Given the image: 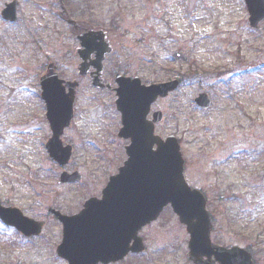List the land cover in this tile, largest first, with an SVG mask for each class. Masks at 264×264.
<instances>
[{"label": "rangeland", "instance_id": "374dc122", "mask_svg": "<svg viewBox=\"0 0 264 264\" xmlns=\"http://www.w3.org/2000/svg\"><path fill=\"white\" fill-rule=\"evenodd\" d=\"M5 1L0 0V23ZM93 12L113 47L104 61L103 77L110 89H97L89 77L79 75L74 38L51 30L54 38L34 45L21 24L4 26L1 32L0 200L38 218L33 185L38 180L40 187L43 181L59 182L63 168L48 163L38 147L35 121L41 120L30 119L37 106L28 103L36 100L27 94L39 86V74L49 63L57 64L61 78L80 81L73 133H81L89 150L74 162L87 175L88 185L126 159L115 137L120 125L114 104L116 74L139 77L145 84L181 78L179 89L154 105L165 115L158 133L179 139L188 183L205 193L216 218L219 233L214 239L220 244L252 243L264 261V35L249 27L243 0H95ZM36 34L37 39L52 35L45 29ZM175 52L189 60H175ZM201 92L212 98L209 110L194 103ZM236 95L244 105H237ZM20 133L26 135L23 145L16 141ZM21 145L30 151L24 157L17 153ZM84 198L78 193L65 195L63 201L80 204ZM57 230L50 224L42 238L23 241L0 223V264H60L52 244ZM171 245L176 252L162 257L182 261L187 244L178 234L167 247Z\"/></svg>", "mask_w": 264, "mask_h": 264}, {"label": "water", "instance_id": "95a60500", "mask_svg": "<svg viewBox=\"0 0 264 264\" xmlns=\"http://www.w3.org/2000/svg\"><path fill=\"white\" fill-rule=\"evenodd\" d=\"M250 11V22L253 27H258L259 22L264 19V0H246ZM14 12V5H10L5 10V14ZM90 38V37H88ZM92 38L84 40L83 45L86 50L81 51L83 58L90 55L93 51L97 52V59L94 65L98 73L102 70V61L105 55L111 52L107 42L95 44ZM176 59L187 57L182 53L174 54ZM90 64L84 62L81 72L86 73ZM42 84L44 87L43 96L50 106V116L57 119L56 135L60 134L61 128L66 126L72 118L73 88L76 84H71V94L65 96L62 90V81L58 80L56 74H51ZM120 78V77H119ZM99 77L94 79V84L101 86ZM120 88L117 89L118 108L123 113L124 128L121 136L132 138V145L127 148L129 158L125 166L120 169V173L113 177L108 185L106 192L110 193L101 201L92 199L86 204V211L78 216H61L65 226V239L72 237L71 229L83 242L80 244L78 253L81 256L99 255L96 248L99 236L97 223L100 224L98 214L102 207L107 206L111 210L114 219L126 220L138 224V228L148 220L154 219L160 210L171 204L174 212L179 216L182 223L187 225V230L191 234L190 247L191 258L198 264L200 257L208 252L210 245L211 223L209 213L206 210V201L202 194L192 189L186 181L184 175V159L182 157L180 145L174 136L163 140L154 135V123L147 122L146 116L149 113L150 105L161 96L165 97L169 92L175 90L178 81L162 84L145 86L141 84L139 78H122L118 80ZM53 98V99H52ZM200 107L208 108L210 100L205 94L197 98ZM155 122L162 120V114L155 115ZM54 128V129H55ZM54 142L56 139L53 140ZM157 144V150L154 145ZM54 153V152H53ZM52 153V154H53ZM55 158L62 163L67 162L68 152L54 154ZM66 181L67 179H62ZM153 214L147 221L140 220L139 215ZM94 213L86 218L90 211ZM99 212V213H98ZM130 215V216H129ZM136 215V216H135ZM0 216L9 224L17 226L26 235L39 234L42 231L43 223H35L21 216L19 211L12 209L0 211ZM89 222V225L84 224ZM140 222V223H138ZM94 224L93 227H90ZM90 229V230H89ZM85 238V241H84ZM94 244V245H93ZM139 250V249H138ZM124 252V253H123ZM123 247L121 257L125 254ZM97 258L94 259L96 262ZM71 264H85L81 261H72Z\"/></svg>", "mask_w": 264, "mask_h": 264}, {"label": "flooded vegetation", "instance_id": "af4514ba", "mask_svg": "<svg viewBox=\"0 0 264 264\" xmlns=\"http://www.w3.org/2000/svg\"><path fill=\"white\" fill-rule=\"evenodd\" d=\"M152 1L154 0H147V2L150 3ZM9 3L16 4V20L9 21L3 19L2 24H0V26L21 24L22 28L26 31V34L32 35V37L28 39V42L33 43L34 45H39V43L44 41L45 39L49 40L51 38H54L55 36L54 34H52L51 30H53L54 33H62L63 38L65 37V29L67 30V28L69 27V34L67 35L68 39L74 38L79 44L81 40L80 38L84 34H86L88 30L98 31L100 29H104L103 24L101 22V18L93 12L95 0H8L4 2L1 12L3 9L6 8L7 4ZM57 10L60 11V19L55 17V11ZM41 22H43V24H41ZM263 23L264 21L261 23V25L264 27ZM52 26L62 27V32L58 31ZM40 29H45L46 31L48 30V32H50L52 35L49 34V37L47 36L45 38L37 39L36 33L37 31H40ZM28 32L31 33L29 34ZM256 32L260 33L263 36L264 28ZM107 37L110 40L109 34H107ZM69 43L70 42H68V44ZM71 51H73L72 48L67 49L68 53H71ZM40 52H44V50L42 49L40 50ZM44 55L46 58H49L46 53H44ZM94 57L95 56L92 55L90 57V60H93ZM262 60L264 63V59ZM47 70L48 65L42 71L44 73L39 74V79L42 75L46 74ZM92 72L93 69L89 71V74L86 75V77L89 76ZM106 84L107 85L106 87H104V89H110L112 85H110V83ZM35 89V91L31 90L29 94L31 96V99H35L36 102L35 104L33 102L28 103H32V105L37 106V109L35 113L32 111L33 113H29V115L31 116L30 119L41 120L40 122L35 121L38 126V138L40 141V146L38 147L41 150L42 154L46 155L49 153L48 142L49 139L52 137L53 130L51 128L50 121L48 120V117L46 115L47 106L46 103L42 100L40 85ZM113 90H115V88H113ZM156 110L160 109L155 107L152 108L150 114L148 115V119H152L154 111ZM36 114H38L39 117H37ZM117 117L119 122L118 125L120 124L119 126L117 125L118 127L115 132V137H117V144H119V149L117 150L120 152V146L123 145L126 154V146L131 141L130 139H124L119 137V132L122 127V123L121 114L118 111ZM26 122L27 124H30V121H28L27 119L25 120V123ZM258 122L260 125H262V121L258 120ZM74 124L75 122L73 120L61 134L63 146H70L72 149L71 161L66 167H63L62 172H79L82 176L81 180L67 183H60L57 181L50 180L43 181V188L40 187L41 182L40 180H38L33 185L35 196H33L34 200L32 201V204L33 208L35 209V215L38 216V218H36L35 216L33 218L37 220H42L45 223L44 231L47 227H49L50 224L52 228L55 227L58 229L57 235L54 237L52 244L54 248L55 257L60 262V264H69V260L66 258V255L76 260L79 259V256L73 253L78 239L74 238L71 240V244L69 245L68 249L66 247L64 251L65 256H62L60 255V253H58V248L63 242L64 230L63 225L59 220V215L56 213V211L66 216H74L81 212V210L84 208L85 202L89 198L95 197L101 199L103 197L104 188L106 187L110 176L118 172L120 166L125 160H118V163L116 162L111 166V171L100 176L99 181L97 183L95 182V184L88 185V182H85L87 180V175L80 171V167L78 165H75L74 160L76 156H79L80 153L82 155L88 153L89 142L85 143L83 139L80 140L81 133H73ZM162 125L163 122L156 126V133H158V128ZM68 135L71 137V144L66 142V137ZM160 135L166 137V135ZM25 138L26 135L20 133L17 136L16 141L19 142V144L22 143L23 145V141H26ZM79 141L81 142V144H78L76 146ZM43 143H45L44 146ZM22 145L19 147L20 149L18 148L17 153L21 155V157H24L25 153H30V151L26 150L24 147L21 149ZM110 163H112L111 160ZM78 193H80V196L83 198L85 195H87V198H84L80 202V204H70L67 201H63L65 195H74ZM45 200H47V202H45ZM3 204L9 206L6 203ZM109 210V208L102 207L103 219L105 218ZM168 212H171L173 215H171V213L169 214ZM210 213L212 222L215 221V223H213V230L211 233L212 241L215 246L213 245L211 248H209L208 256L203 257L204 262H208V264H264V261L260 256L261 252L257 251L256 246L252 243H246L243 245L218 243L214 239V234L216 232L217 234L219 233L217 230L218 227L216 218L211 211ZM173 217L174 219H177L175 214L172 212L171 207L167 206L162 210L156 220L141 226L138 230L136 224H127L121 222L115 223L114 217L113 220L105 221L101 225V232L103 233V236L99 239V249L106 255H104L103 258H100L101 260H99L96 264H193V262L189 258V235L186 231V227L179 223L178 219L173 222ZM104 220L108 219L105 218ZM122 234L129 236H127L123 241V244L127 246L128 251L121 257L120 251ZM178 234L180 235L182 243L187 244L186 247L184 246L186 249V252H184L185 259L183 258L182 261H173L175 256H172L171 258H163L161 255L162 253L168 252L171 254L173 252H176L175 248L172 245L170 248L167 247V245L172 243L174 241V237ZM152 244H155V246H152ZM217 246H224L228 250L232 249L235 246H239L244 250V252L242 253V256L233 252H227V255L222 256L221 254H218ZM139 247L143 250L138 251L137 248ZM84 259L87 261L93 260L92 256L85 257Z\"/></svg>", "mask_w": 264, "mask_h": 264}]
</instances>
